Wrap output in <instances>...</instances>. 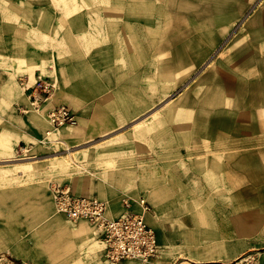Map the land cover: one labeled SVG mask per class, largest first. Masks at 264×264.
<instances>
[{
	"label": "rangeland",
	"instance_id": "obj_1",
	"mask_svg": "<svg viewBox=\"0 0 264 264\" xmlns=\"http://www.w3.org/2000/svg\"><path fill=\"white\" fill-rule=\"evenodd\" d=\"M9 73L20 95L3 100ZM262 95L264 0H0V264H154L111 263L85 241L78 256H63L56 215L96 232L56 210L53 186L92 196L73 183L118 169L122 188L168 182L158 205L181 227L216 196L221 204V178L200 179L216 166L201 161L264 159ZM154 109L163 119L132 126ZM97 111L108 115L104 133L90 129L80 142L50 135L92 124ZM133 128L144 131L129 135ZM116 135L128 138L99 151ZM249 254L231 264H257ZM164 260L186 261L182 245L167 247Z\"/></svg>",
	"mask_w": 264,
	"mask_h": 264
},
{
	"label": "crops",
	"instance_id": "obj_2",
	"mask_svg": "<svg viewBox=\"0 0 264 264\" xmlns=\"http://www.w3.org/2000/svg\"><path fill=\"white\" fill-rule=\"evenodd\" d=\"M81 22V20H78L77 23ZM68 28L67 26L65 31ZM172 63L165 62V65L161 66L164 71L166 70L165 73H162L167 76L166 78H170L173 74L170 73L173 67ZM253 64L257 63H251V65ZM88 69H86L87 73H84L87 79L90 77L91 72V69ZM42 71L43 68L39 70V73ZM12 75L9 73L8 82L4 85L3 100L18 98L20 95L14 75ZM85 77L84 81L87 80ZM1 83L3 85L4 82ZM65 91H68V89H65L62 93L59 91L57 93L64 94ZM186 94L182 97L184 98L183 102L188 99ZM259 100L264 102V95ZM156 112L158 110H152L149 112L147 121L140 118L142 120H136L132 126L137 122L151 123V126L156 124L164 116L162 115L163 111L158 112V114ZM170 112H173V110H170ZM155 114L160 117L159 120L153 118ZM120 116L117 115V117ZM95 117L96 119L92 124H81L78 127L65 126L59 130L51 131L50 135L68 142L86 141L90 129L104 133L108 128L107 114L103 111H97ZM44 125L41 124V126ZM138 131L142 133L144 130L133 128L129 135L138 136L140 134L136 133ZM122 135L111 137V142L98 147L99 151H106L113 145L121 143L120 141L124 143L128 136L124 135L123 137ZM91 153H93L92 150L82 155L88 156ZM201 162L203 163L200 165L205 167L216 166L213 169H201L200 179L203 178V175L207 176L208 172H214L216 178H221L215 187L216 190H221V204L218 202L219 196H216L214 204H212V201L206 202V205L198 210V215L193 218L192 222L190 219L183 217L181 227L174 221V218L169 222L172 223L171 225L167 224L164 218L166 213L162 212L158 205V197L163 196L164 191H168L172 187L168 182H160L154 179L153 183L148 186L147 184H140L139 180L136 179L134 185L129 184V187H123V189L122 179H120L121 169H118V171L107 173L102 170L98 171L94 178L86 177L85 181H75L73 187L79 192L101 196L107 204L106 215L109 217H116L126 210L142 213L145 220L155 230L161 246L158 255L152 259L154 264H172V262L164 260V256L166 255V248L175 245H182L183 258L195 264H231L246 253H250L249 255L256 259L257 264H264V159L259 157H232L223 158L220 161L209 159ZM117 172L119 173L117 174ZM94 173L96 174V172ZM106 175L108 176L107 179L104 177ZM204 188L206 190L207 187L204 186ZM200 189L202 190L203 186H200ZM142 196L145 199L147 198L150 204L148 211H144L139 201ZM50 206H52V201H50ZM56 219L61 220L60 227L55 229L57 232L55 236L57 245L63 251V256H65V253L67 256H78V246L81 241H85V246L88 248L94 247L93 252L100 250V255L103 256V244L97 237L92 236L93 232L88 222L79 221L74 225H70L64 220L63 216L56 215ZM58 229L60 230L58 231ZM53 235L51 234V236ZM70 260H73V257ZM122 264L131 263L122 262Z\"/></svg>",
	"mask_w": 264,
	"mask_h": 264
},
{
	"label": "built area",
	"instance_id": "obj_3",
	"mask_svg": "<svg viewBox=\"0 0 264 264\" xmlns=\"http://www.w3.org/2000/svg\"><path fill=\"white\" fill-rule=\"evenodd\" d=\"M52 196L56 210L70 220L85 219L93 224L96 237L103 244L106 261L147 262L158 255L161 246L156 232L142 213L126 210L116 217H109L104 200L94 195L75 194L68 187L60 185L53 186ZM139 201L144 211H148L146 201L143 198ZM182 264L190 263L185 261Z\"/></svg>",
	"mask_w": 264,
	"mask_h": 264
},
{
	"label": "trees",
	"instance_id": "obj_4",
	"mask_svg": "<svg viewBox=\"0 0 264 264\" xmlns=\"http://www.w3.org/2000/svg\"><path fill=\"white\" fill-rule=\"evenodd\" d=\"M14 262L18 263V264H21V260L20 259H13Z\"/></svg>",
	"mask_w": 264,
	"mask_h": 264
},
{
	"label": "bare ground",
	"instance_id": "obj_5",
	"mask_svg": "<svg viewBox=\"0 0 264 264\" xmlns=\"http://www.w3.org/2000/svg\"><path fill=\"white\" fill-rule=\"evenodd\" d=\"M28 88V87H27ZM23 89V88H22ZM24 90V89H23ZM33 107V106H32ZM172 110V109H171ZM39 111V110H38ZM57 129V128H56ZM52 131V130H51ZM47 133H50V130L47 131ZM144 199V198H143ZM185 263V262H183ZM190 264H194L193 262H189Z\"/></svg>",
	"mask_w": 264,
	"mask_h": 264
}]
</instances>
